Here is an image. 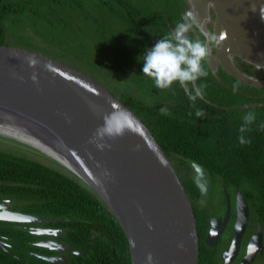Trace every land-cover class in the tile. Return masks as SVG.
<instances>
[{"label":"water","instance_id":"95a60500","mask_svg":"<svg viewBox=\"0 0 264 264\" xmlns=\"http://www.w3.org/2000/svg\"><path fill=\"white\" fill-rule=\"evenodd\" d=\"M187 4L195 5L208 20L210 9L215 14L217 53L212 54L209 44L206 58L212 72L220 64L240 83L264 89V79L238 70L235 59L264 69L260 15L264 0H187ZM170 89L174 91L173 85ZM0 138L49 158L97 194L125 231L132 264H198L197 217L178 171L146 123L94 78L37 53L0 47ZM188 163L200 199L206 201L212 189L210 175L192 159ZM224 193L228 204L224 223L217 232L221 220H212L208 245L217 241L230 217V198L227 190ZM236 215L235 243L250 217L241 192L236 195ZM0 220L34 225L64 221L14 212H1ZM67 231L39 228L37 234L61 237ZM262 240L260 224L251 243ZM45 247L69 250L50 243ZM44 260L69 264L66 257Z\"/></svg>","mask_w":264,"mask_h":264},{"label":"trees","instance_id":"16d2710c","mask_svg":"<svg viewBox=\"0 0 264 264\" xmlns=\"http://www.w3.org/2000/svg\"><path fill=\"white\" fill-rule=\"evenodd\" d=\"M181 1L168 0V5L162 13L171 11L179 16L184 10ZM56 2L57 6L54 7L48 0H0V47L36 53L33 48L39 49L37 45L16 41L17 32L13 33L17 30L15 27L23 20L22 17L31 16L35 23L43 22L48 26L46 28L55 32L56 40L59 39L58 31L65 30V39L59 45L56 44L60 53L71 49L78 50L76 37L78 38L79 32L76 28L66 29L69 21L67 14H82L92 4L102 11L114 14V5L117 4L120 13L115 12V15L120 23L126 24L130 31L138 32V35L130 40V51L127 50L133 57L132 60L136 61V66L132 70L123 63L113 62L110 47L116 40L107 32L97 31L108 60L101 62L99 55H94V59L89 58V69L86 73L108 89L111 87L107 80L117 81L122 90L118 91L116 87L110 90L146 123L163 147L181 177L195 214L199 217V223L208 221V212L215 208L214 199H220L223 183L229 191L239 190L244 194L252 217L260 220L264 226V128L261 127L264 125V89L251 88L234 77H230L227 82L208 71L206 77L197 80L198 85L205 86L204 98L190 100L179 82L173 84L176 92L170 87L158 89L151 78L143 75L142 59L146 49L153 46V37H164L171 33L163 16H149L154 20V24L151 30L145 33L146 30L141 29L135 22V19L139 21L142 18L143 13L138 14L130 0ZM47 8L56 11L54 25L51 20L38 15V12ZM25 33L30 35L29 30ZM120 36L125 38L126 33L121 32ZM48 43L55 45L54 39ZM94 48H98L97 45ZM112 49L115 58L119 46ZM44 50L49 54H56L49 49ZM120 52H125L123 46ZM64 61L67 62L66 59ZM96 70L107 80L99 79ZM120 92H126L128 95ZM161 107H167L168 114H161ZM198 109L204 110L203 118L195 115ZM249 111L254 112L256 116L255 121L248 126L250 130L244 134L251 143L241 145L238 142L239 128L243 123L242 117ZM188 159L202 165L211 177L213 188L207 201L209 207L198 206L201 202L200 192L194 182V170ZM67 173L21 156L0 152V183H12H4L0 187L7 188L19 199L21 211L39 217L64 219L53 226H68L71 230L67 232L66 239L85 254L75 256L74 264H132L129 242L117 218L97 194L72 173ZM198 209L202 211V216L196 213ZM6 230L18 235L28 233L9 228ZM0 264L28 263L0 249Z\"/></svg>","mask_w":264,"mask_h":264},{"label":"flooded vegetation","instance_id":"af4514ba","mask_svg":"<svg viewBox=\"0 0 264 264\" xmlns=\"http://www.w3.org/2000/svg\"><path fill=\"white\" fill-rule=\"evenodd\" d=\"M141 1H143L144 3L141 4L140 3ZM156 1L159 2L160 0H130V3H132L134 5L133 7L136 10H138V14L141 15L143 13L144 15L146 13L145 10H147L146 7L148 6V4L154 3ZM175 3L177 2L175 1ZM181 3H183L184 10L180 13L179 16L176 15V12H171V11H170L171 13L169 12L171 15L168 12L165 13V11L162 13V10L160 12H156L153 15L157 17L163 16L164 20L167 23L168 30L170 32H172L175 26L180 22L191 23L192 27H191V30L187 33V35L192 39H196V38L202 39L203 38L202 33L215 34V31H214L215 14L212 11V9H210V16H209L210 20H208V18L204 16L203 14L199 15L198 11L195 9L196 8L195 5L193 7L189 6L187 4V0H182ZM169 8L171 10L172 8L171 5H169ZM189 12L193 14L194 18L192 16L190 17L188 16ZM141 20L142 18H140L139 21L135 19V22L138 24V26L141 29H145L146 30L145 33H147L148 31L151 30L152 25L154 24V20H152L149 16L145 17L144 22L146 25ZM120 24L122 25L123 30L127 28L126 24L124 23H120ZM143 26H146V27H143ZM202 29L205 32H203ZM162 37H157V36L153 37L152 38L153 46ZM210 48H211L212 54L215 55L217 53L216 52L217 43L215 40H213L210 43ZM235 59H236V67L238 70L244 73H247L249 75L264 79V69H257L254 66L250 65L249 63L242 62L238 58H235ZM203 67L205 71H208L213 76H217L220 79L226 80L227 82H229V78L232 77L224 70V68L220 64L218 65L217 71L212 72V70L207 64V59L203 62ZM174 92H176L175 87H174ZM194 177H195V173H194ZM4 183H0V185ZM5 184H12V183L7 182ZM221 185H222V192L220 190V194L221 193L222 194L220 195L221 197L219 199V203L215 205V208L213 209V211L208 212L210 213L208 221L199 223L198 222L199 217H197L196 215L197 223H198L199 238H200V255H199L198 264H264V226L263 224L261 223L260 220L253 218L251 215V211H250L249 222L245 229V232L241 236L240 241L235 243L234 238H235L236 223H237L236 195L238 192H241V191L233 190L231 192L226 188V186L223 183H221ZM212 188H213V182H212ZM225 190H227L228 196L230 198V217H229V220L226 222L223 228V232L220 235V237L217 239V241L212 245H208L207 244L208 236L211 233L212 228H213L212 220L213 219L221 220V222H219L216 228L214 229L217 232L224 223V218L226 216L227 207H228L227 198L224 193ZM211 193H212V189H211ZM209 199H210V196L206 201H201L200 203H198L199 208L200 207L206 208L208 206L207 201H209ZM20 206H21V202L19 201L18 198L14 197L13 193L10 190L4 187H0V213L1 212H6V213L14 212V213H23V214L33 215L30 213H25L21 211ZM201 212L202 211L200 210L198 212L196 211V213H198L199 215ZM6 223H8V225ZM53 224L54 223H50V224H38L37 223L34 225V224H28V223L21 224V223H14V222H7V221L0 220V249L8 253L10 256L16 259H19L23 262H26L28 264H44V262H48L44 260V257L46 256L66 257L69 264H74L76 261L75 256H79L81 254H82L81 256H85V254L81 250H78L72 243H70V241L66 239V234L71 229L68 226L56 227V226H53ZM260 224L263 228L262 244H259L258 242L251 243L253 241V238L257 234V230ZM8 228L15 229V230H22L28 233L23 234V235L11 234L7 232L6 229ZM39 228H44V229H49V230L50 229L51 230L66 229L68 231L64 234V236H61V237L41 236L37 234ZM216 231H214V233H216ZM47 243H50V245H52L53 248H58L60 245H63L69 250L58 251L57 249L47 248L45 247ZM250 244H252L251 247H250ZM49 264H53V263L49 262Z\"/></svg>","mask_w":264,"mask_h":264},{"label":"rangeland","instance_id":"374dc122","mask_svg":"<svg viewBox=\"0 0 264 264\" xmlns=\"http://www.w3.org/2000/svg\"><path fill=\"white\" fill-rule=\"evenodd\" d=\"M48 2L51 3V5H53L54 7L57 6L56 0H48ZM140 3L142 4L144 2L141 1ZM167 3H168V0L167 1L160 0L159 2L156 1L154 3H149L148 6L146 7L147 10H145L146 13L142 16L141 21L144 22L145 17L152 16L156 12H160L161 10H164V7L168 5ZM32 5H35V4H32ZM114 8H115L114 12H113L114 14H112L108 11L100 10L101 8H99V10L96 11L97 5L95 6L94 4H92L89 7V9H91V11L87 8V10L84 11L82 14H74V15L73 14H67V17H69V21H68V25H67L66 29L69 30L71 28H76L77 31L79 32L78 38L76 37V41L78 44V50L71 49L68 51H63V53H60L56 49L57 48L56 44L59 45L63 41V39H65V38H63L64 35H66L65 30H63V32L58 31V33H60L59 39L56 40L55 35H54L55 32L46 28L47 25L44 24L43 22L35 23L34 20L31 18V16L29 18L27 16L22 17L23 20H21V22H20L21 24L19 23V25H17L15 27L17 30L13 31V33L17 32L16 33V41L20 40L23 43H26V41H27L29 43L37 45V47H39V49L33 48V50H35V52L37 54L58 60L65 65H70L74 69H76L80 72H83L84 74H87L86 72L89 69V60H90L89 58H93L94 55L98 54L101 62L104 60H106V61L108 60V57H106V52L104 51L102 44H100V40H101V37L99 36L100 34L97 32V31H102V32L104 31V32H107L108 35L111 36V38H114L116 40V42H112L113 44H111L112 46L110 47L111 48L110 53L112 55L111 60L113 62L116 61V62H119L121 64L123 63L124 65L129 66L133 70L136 66L135 65L136 61L132 60L133 57L131 56L130 53L127 52V50H129V47H131V45H132L130 40H132V38L134 36L138 35V32L130 31L128 28H125L123 30L122 29L123 27L120 24L119 18L115 15V12L120 13L118 11L119 8H118L117 4L114 5ZM31 15H33V14H31ZM38 15L43 16L44 18L51 20L52 25L55 24L54 19H55V17H57L56 11L53 12L50 10V8H47L43 12H38ZM144 24H145V22H144ZM61 26H62V24H61ZM144 27H146V26H144ZM28 30H29L31 36L28 35L27 33H25V31H28ZM121 32L126 33L125 38H122L120 36ZM57 36H58V34H57ZM127 37H128V39H127ZM51 39H54V43H55L54 46H52L50 43H48L51 41ZM71 41H72V38H71ZM96 45L98 48H94V46H96ZM115 46L116 47L119 46V49L117 52L118 53L117 57L115 56V58H113V56H114L113 50L114 49H112V47L115 48ZM122 46H123V50H125V52H123V53L120 52V48ZM44 49H47V50L49 49V50H51V52H56V54L55 55L49 54ZM62 55H64V56H62ZM62 58H64V59H62ZM59 59H61V60H59ZM65 59L67 60V62L64 61ZM69 62H72V63H69ZM78 68H80L84 71L79 70ZM135 71H136V69H135ZM96 74L99 76V79L107 80L105 78V76L97 70H96ZM107 82L110 83L111 88L116 87V89L118 91L122 90V89H120V86L117 83V81L107 80ZM131 85L132 84L130 83L129 86H131ZM110 91L113 93L112 90H110ZM120 93L125 95V96L128 95V93H126V92H120ZM0 152L8 153V154L16 155V156H21V157H24V158H27V159H30V160H33L36 162L43 163L47 166L53 167L59 171L67 173V170H65L64 168H62L58 164L54 163L49 158L41 155L40 153L33 151L26 146L19 145L17 143H14V142H11L8 140H4L1 138H0ZM67 174H69V173H67ZM213 202H214V204L217 205V203H219V198L214 199ZM209 206H210V204H208V207Z\"/></svg>","mask_w":264,"mask_h":264},{"label":"clouds","instance_id":"9594fccd","mask_svg":"<svg viewBox=\"0 0 264 264\" xmlns=\"http://www.w3.org/2000/svg\"><path fill=\"white\" fill-rule=\"evenodd\" d=\"M98 10L99 8L96 11ZM189 15L193 14L189 13ZM260 15L264 19V7L261 8ZM191 27L192 24L189 22H180L169 35L162 37L153 47L146 49L142 59V72L154 81L158 89H168L174 82H179L189 99L195 101L204 95L205 86L196 84V81L207 76L203 62L209 55V44L218 38L212 33H202V39H192L187 35ZM160 112L166 115L168 108L161 107ZM195 115L203 118L205 112L198 109ZM255 119V113L252 111L242 117L243 123L239 128L238 137L241 145L251 143L244 134L250 130L248 126ZM261 127L264 128V125Z\"/></svg>","mask_w":264,"mask_h":264}]
</instances>
